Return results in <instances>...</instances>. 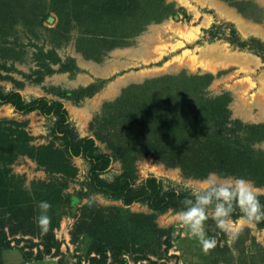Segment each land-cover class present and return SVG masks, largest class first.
Wrapping results in <instances>:
<instances>
[{
	"label": "rangeland",
	"instance_id": "374dc122",
	"mask_svg": "<svg viewBox=\"0 0 264 264\" xmlns=\"http://www.w3.org/2000/svg\"><path fill=\"white\" fill-rule=\"evenodd\" d=\"M166 1L173 4L174 14L148 23L139 33L108 50L103 49L106 48L104 43H83L80 47L86 55L93 53L91 49L87 50L90 44L100 51L99 58H87L77 47L80 30L74 22H63L56 11H48V3L44 0H0V89L4 93L17 92L25 102L38 97L61 101L67 112V126L72 132L78 137L93 138L98 151L105 153L110 150L105 140L97 135L107 136L106 132L112 129L110 126L120 123V117L110 104L128 85L142 84L147 79L165 75L209 74L211 80L204 92L208 96L226 95L230 120L236 119L247 125L264 124V60L246 47H238L234 41L236 37L239 41L254 37L264 42L261 35L264 31V0H250L259 9V13H253L257 20L243 16L225 0H186L188 4L179 0ZM221 10L233 12L246 28L241 30L234 18L220 14ZM47 16L53 18L51 23H47ZM208 46H219L224 54L239 60L225 61L219 66L207 56ZM89 85H95L94 91L80 99L68 98L65 94ZM2 120L19 124V128L31 137V145L63 147L61 134L52 132L56 120L52 115H42L38 109L21 114L11 104L4 103L0 104ZM244 138L246 140L247 135ZM248 139L254 150L264 154V138L255 141V136L248 135ZM69 161L77 173L67 181L64 191L73 193L86 189L88 162L80 156H72ZM123 162L119 158L113 159L100 174L101 178L112 181L129 167L137 184L154 176L165 189L188 192V189L201 187L198 182L209 174L204 177L187 175L180 167L165 165L151 154L136 158L130 166ZM8 167L12 174L23 178L25 187L33 180L48 182L59 176L26 155H19ZM257 187L264 189V185ZM89 198L104 209L121 206L119 200L99 192L89 193ZM125 208L135 217L128 225L126 245L129 249L122 254L126 259L124 264H241L240 261L257 246L264 250V229L255 224L245 225L237 244H233L213 220H207L206 234L216 239L217 246L205 254L198 241L175 220L172 209L153 212L145 203L138 202ZM74 221L75 217L64 216L54 231L61 243L57 264L90 263L85 253L91 240L81 236L77 243H70L69 230ZM33 240L36 242L38 238L33 237ZM32 253L35 255L36 250ZM4 257L7 264H16L21 256L18 250L11 249L4 251ZM45 259L52 264L49 256ZM34 264L43 263L35 261Z\"/></svg>",
	"mask_w": 264,
	"mask_h": 264
},
{
	"label": "trees",
	"instance_id": "16d2710c",
	"mask_svg": "<svg viewBox=\"0 0 264 264\" xmlns=\"http://www.w3.org/2000/svg\"><path fill=\"white\" fill-rule=\"evenodd\" d=\"M225 1L243 16L258 19L253 13H259V9L250 0ZM44 2L48 3V11H56L63 22H74L80 30L77 41L80 51L83 49L80 45L92 42L104 43L106 48L103 49L108 50L139 33L148 23L158 22L175 12L173 4L166 0ZM234 41L238 47H246L264 60V42L254 37L246 41L236 37ZM90 49L92 55L84 51L82 54L99 58V48L90 44L87 50ZM210 80L209 74L165 75L125 87L120 97L110 104L120 117V123L110 126L112 129L106 132L107 136L97 135L105 140L110 153L99 152L93 138L78 137L72 132L61 101L38 97L25 102L17 92L4 93L0 89V104L9 103L21 114L38 109L42 115L54 116L52 132L61 134L63 146L31 145V137L19 124L13 120L0 121V264H4L3 251L11 249L19 250L23 260L41 259L43 254L50 253L60 255L61 243L54 231L64 216L75 217L69 230L70 243H77L81 236L91 240L85 253L89 264H124L126 259L122 254L129 249L126 245L128 225L135 217L125 206L138 202L145 203L153 212L174 211L181 208L180 202L189 193L165 189L154 176L137 184L129 167L112 181H105L100 174L115 158L130 166L136 158L151 154L165 165L180 167L187 175L204 177L218 172L251 179L256 186L264 185V154L254 150L248 139V135L255 136V141L264 138V124L247 125L230 120L226 95L208 96L204 92ZM94 88L95 85H89L65 94L68 98L80 99L82 95H90ZM19 155H26L48 172L58 174V179L33 180L25 187L23 178L12 174L8 167ZM72 156H80L88 162V182L86 189L67 193L64 191L67 181L77 173L69 161ZM92 192L119 200L121 206L98 207L89 198ZM84 198L87 200L81 202ZM41 200L52 205L49 211L52 221L47 232H42L35 220ZM260 201L264 205V194ZM239 215L236 212L233 219ZM255 225L264 229V220ZM21 242L26 243L18 247ZM257 247L240 261L241 264H264V250ZM32 248H36L35 255Z\"/></svg>",
	"mask_w": 264,
	"mask_h": 264
},
{
	"label": "clouds",
	"instance_id": "9594fccd",
	"mask_svg": "<svg viewBox=\"0 0 264 264\" xmlns=\"http://www.w3.org/2000/svg\"><path fill=\"white\" fill-rule=\"evenodd\" d=\"M198 183L202 186L188 189L189 195L180 202L181 208L174 210V218L198 241L205 254L217 246L216 239L206 234L207 220H213L216 227L232 241L239 238L245 225L264 220V205L260 201L264 189L255 186L251 179L210 172ZM37 208V226L42 232H47L52 221L49 215L52 205L49 201L41 200ZM236 212L240 214L238 221L233 220Z\"/></svg>",
	"mask_w": 264,
	"mask_h": 264
},
{
	"label": "bare ground",
	"instance_id": "6f19581e",
	"mask_svg": "<svg viewBox=\"0 0 264 264\" xmlns=\"http://www.w3.org/2000/svg\"><path fill=\"white\" fill-rule=\"evenodd\" d=\"M179 1H181L182 3L184 2V3H187L188 4V2L186 1V0H179ZM193 1H196V2H201L202 0H193ZM208 1V0H207ZM206 1V2H207ZM218 8H221V5H218ZM225 14V16H227V17H231V18H234V20H235V22L237 23V25L241 28V30L242 29H244V28H246V26H244L243 24H242V21L240 20V18L238 17H235L234 15H233V12H231V11H224L223 12V10H221V12H220V14ZM262 33H261V35H262V37L264 38V31H261ZM143 48H145V47H143ZM147 48V47H146ZM147 54V53H146ZM205 54V53H204ZM206 54H207V56H209L210 57V60H211V62H213V63H216L217 65H219V66H221V65H223L224 63H225V61H229V60H233V59H236V60H239V58L238 57H236V56H233V55H229V54H224L222 51H221V48L219 47V46H208L207 47V49H206ZM206 56V57H207ZM209 60V61H210ZM242 60V59H241ZM215 61V62H214ZM234 61V60H233ZM242 61H245L244 59L242 60ZM246 62V61H245Z\"/></svg>",
	"mask_w": 264,
	"mask_h": 264
},
{
	"label": "crops",
	"instance_id": "0c3cea01",
	"mask_svg": "<svg viewBox=\"0 0 264 264\" xmlns=\"http://www.w3.org/2000/svg\"><path fill=\"white\" fill-rule=\"evenodd\" d=\"M66 235V234H65ZM56 236V234H55ZM40 247V246H39ZM41 248V247H40ZM25 250H27V248H24ZM17 250V249H16ZM36 248H32V252H35ZM5 251H8V250H5ZM19 251V250H18ZM60 251H61V247H60ZM34 254V253H33ZM19 255L21 256V253L19 252ZM50 257V259L52 260V264H57V259L60 257V255H55L53 256L51 253L50 254H43L42 258L41 259H30L29 261H31V264H34L35 261H39L43 264H48L47 263V257ZM2 258H3V261H4V264H7V259L4 257V251L2 253ZM20 260V261H19ZM18 260V262L16 264H23L21 262H24L26 260H23L22 256L20 257V259Z\"/></svg>",
	"mask_w": 264,
	"mask_h": 264
},
{
	"label": "water",
	"instance_id": "95a60500",
	"mask_svg": "<svg viewBox=\"0 0 264 264\" xmlns=\"http://www.w3.org/2000/svg\"><path fill=\"white\" fill-rule=\"evenodd\" d=\"M46 21L47 23H51L53 21V18L51 16H47Z\"/></svg>",
	"mask_w": 264,
	"mask_h": 264
},
{
	"label": "built area",
	"instance_id": "2783aa9c",
	"mask_svg": "<svg viewBox=\"0 0 264 264\" xmlns=\"http://www.w3.org/2000/svg\"><path fill=\"white\" fill-rule=\"evenodd\" d=\"M23 264H31V261L26 260V261L23 262Z\"/></svg>",
	"mask_w": 264,
	"mask_h": 264
}]
</instances>
